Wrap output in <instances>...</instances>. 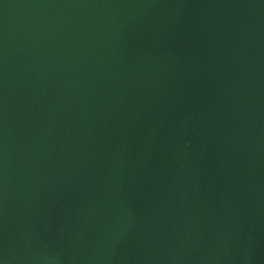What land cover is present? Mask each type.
Segmentation results:
<instances>
[{
	"label": "water",
	"instance_id": "95a60500",
	"mask_svg": "<svg viewBox=\"0 0 264 264\" xmlns=\"http://www.w3.org/2000/svg\"><path fill=\"white\" fill-rule=\"evenodd\" d=\"M0 264H264V0H0Z\"/></svg>",
	"mask_w": 264,
	"mask_h": 264
}]
</instances>
